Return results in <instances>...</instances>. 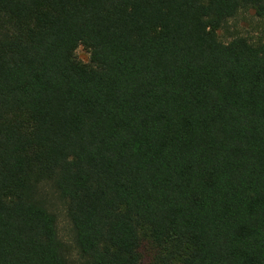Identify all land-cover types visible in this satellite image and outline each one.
<instances>
[{"label":"trees","instance_id":"1","mask_svg":"<svg viewBox=\"0 0 264 264\" xmlns=\"http://www.w3.org/2000/svg\"><path fill=\"white\" fill-rule=\"evenodd\" d=\"M264 0H0V264H264ZM89 61L76 56L77 48Z\"/></svg>","mask_w":264,"mask_h":264},{"label":"rangeland","instance_id":"2","mask_svg":"<svg viewBox=\"0 0 264 264\" xmlns=\"http://www.w3.org/2000/svg\"><path fill=\"white\" fill-rule=\"evenodd\" d=\"M264 31V19L254 15L253 11L240 13L235 18L230 20L225 29L219 30L218 36L222 41H229L234 36H245L251 40H256ZM76 56L82 62L89 61V53L82 47L77 48ZM41 191L47 199L51 211L57 217V230L61 240L68 246V257L71 264H77L78 254L73 246V233L70 222L66 217L65 206L61 200L55 195L52 189L47 185L41 186ZM143 263L148 264L150 257V249L148 245L144 244L141 247Z\"/></svg>","mask_w":264,"mask_h":264}]
</instances>
